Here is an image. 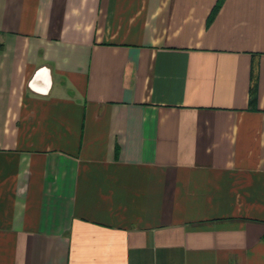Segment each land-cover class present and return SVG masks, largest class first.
I'll list each match as a JSON object with an SVG mask.
<instances>
[{
  "label": "crops",
  "instance_id": "crops-1",
  "mask_svg": "<svg viewBox=\"0 0 264 264\" xmlns=\"http://www.w3.org/2000/svg\"><path fill=\"white\" fill-rule=\"evenodd\" d=\"M0 43V264H264V0H0Z\"/></svg>",
  "mask_w": 264,
  "mask_h": 264
},
{
  "label": "trees",
  "instance_id": "trees-1",
  "mask_svg": "<svg viewBox=\"0 0 264 264\" xmlns=\"http://www.w3.org/2000/svg\"><path fill=\"white\" fill-rule=\"evenodd\" d=\"M219 4H220V2H218V4L215 6L214 10L219 7ZM0 47H1V43H0ZM263 238H264V236H263Z\"/></svg>",
  "mask_w": 264,
  "mask_h": 264
}]
</instances>
